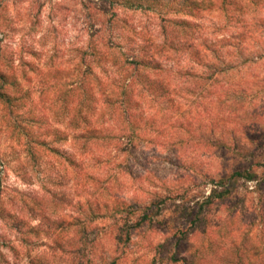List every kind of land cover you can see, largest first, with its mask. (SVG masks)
Masks as SVG:
<instances>
[{
	"label": "rangeland",
	"instance_id": "obj_1",
	"mask_svg": "<svg viewBox=\"0 0 264 264\" xmlns=\"http://www.w3.org/2000/svg\"><path fill=\"white\" fill-rule=\"evenodd\" d=\"M0 51V264H264V0H0Z\"/></svg>",
	"mask_w": 264,
	"mask_h": 264
},
{
	"label": "trees",
	"instance_id": "obj_2",
	"mask_svg": "<svg viewBox=\"0 0 264 264\" xmlns=\"http://www.w3.org/2000/svg\"><path fill=\"white\" fill-rule=\"evenodd\" d=\"M106 46H107V48H110L112 50L116 47L111 40H108V42L106 43ZM94 47H95V51H96L97 45L94 46ZM122 55L125 56L126 54L122 53ZM102 57L104 59L105 58H107V59L113 58L114 61L122 63L124 66H126V65H128L130 63H133V59H134L133 57H129V56H125L124 59H121V56H117L116 53L114 51H111V50L110 51L104 50V53L100 52L99 58L102 59ZM0 58H1V51H0ZM0 80H1V84H0V98L3 100L4 103H6V104H8L10 106L14 105V103L16 101H18L17 95L12 90H10V91L7 90L6 85L9 84V82L7 81L8 78H7L6 74L3 73L2 71H0ZM10 116H11V112H10ZM22 117L24 118V116H22ZM6 119L8 121H11L9 115H7ZM11 123H12V121H11ZM19 123L20 122L15 120L11 124V127L12 128H14V127L17 128V126L20 125ZM242 174H243L242 172H239V176H243ZM252 176L253 175L250 174V175H248V178L250 179V178H252Z\"/></svg>",
	"mask_w": 264,
	"mask_h": 264
}]
</instances>
